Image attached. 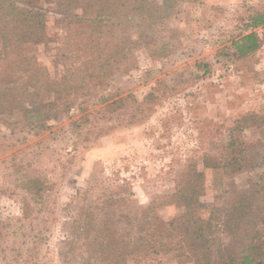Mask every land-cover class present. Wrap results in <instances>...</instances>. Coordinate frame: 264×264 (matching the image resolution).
I'll return each mask as SVG.
<instances>
[{"label":"rangeland","instance_id":"374dc122","mask_svg":"<svg viewBox=\"0 0 264 264\" xmlns=\"http://www.w3.org/2000/svg\"><path fill=\"white\" fill-rule=\"evenodd\" d=\"M44 7L47 40L26 51L55 78L61 62L76 59L67 47L65 22L52 5ZM262 11L264 0L180 2L156 43L134 49L85 109L61 112L44 129L0 115V220L6 225L0 264H98L91 239L102 221L114 216L118 233H126L132 214L149 205L157 207L159 231L165 233L184 209L177 202L159 204L161 197L183 188L192 168L203 173L199 200L206 205L196 213L204 221L212 206L229 205L261 181L264 126L241 133L247 143L258 144L241 156L245 169L228 174L203 163H219L226 155L228 129L237 119L264 113V24L248 22ZM250 32L259 47L232 56L234 41ZM31 178L43 181L38 198L26 192ZM196 227H177L185 255H128L124 264H205L201 259H210L208 252L199 251L196 260L189 250L198 244L190 235ZM202 227L208 239H217V221ZM260 231L264 240V224ZM220 237L229 248L228 238ZM244 245H232L234 253Z\"/></svg>","mask_w":264,"mask_h":264},{"label":"trees","instance_id":"16d2710c","mask_svg":"<svg viewBox=\"0 0 264 264\" xmlns=\"http://www.w3.org/2000/svg\"><path fill=\"white\" fill-rule=\"evenodd\" d=\"M193 1L196 0H0V115L17 117L15 124L23 122L32 129H44L46 122L61 112L68 113L74 107L79 111L85 109L134 49L156 43L155 36L166 30L165 24L177 5ZM46 4L52 5L51 11L65 22L67 47L76 59L68 65L61 62L62 70L55 78L34 54L26 51L27 45L47 40ZM248 20L253 27L264 24V11ZM258 47L255 33L250 32L234 41L231 55L245 57ZM99 97L102 101L108 98ZM114 103L108 102L106 106ZM262 126L264 113L241 116L228 129L226 155L219 163L204 161V166L212 164L228 174L245 169L246 160L241 156L258 144L247 143L241 133L246 128ZM261 146L264 150V142ZM189 172L191 179L183 188L161 197L163 201L159 204L177 202L184 209L168 222L169 231H159L160 217L157 207L152 205L141 208L135 216L132 214L126 233H118L114 216L102 221L91 239V251L98 264H124L128 255L152 259L167 252L185 255L187 251L178 245L184 240L177 230L182 222L198 224L190 234L198 244L189 247L190 251L195 250L196 260L199 251H205L210 257L201 259L205 264L214 261L215 264H264V240H260V226L264 224V174L261 181L250 183L245 193L235 195L229 205L212 206L208 220L204 221L196 213L206 205L199 200L203 173L195 168ZM25 189L31 197L38 198L45 187L40 179L31 178L26 181ZM210 221H217L220 226L217 239H208L203 231L202 226ZM5 227L0 220V240ZM221 235L228 238L229 248L221 242ZM166 239H174L177 245L169 247ZM239 243L246 245L234 253L232 245Z\"/></svg>","mask_w":264,"mask_h":264}]
</instances>
